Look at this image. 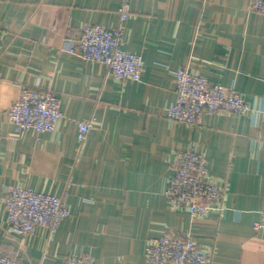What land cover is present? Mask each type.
Returning a JSON list of instances; mask_svg holds the SVG:
<instances>
[{
	"label": "crops",
	"instance_id": "obj_1",
	"mask_svg": "<svg viewBox=\"0 0 264 264\" xmlns=\"http://www.w3.org/2000/svg\"><path fill=\"white\" fill-rule=\"evenodd\" d=\"M253 1L130 0L122 48L142 58L136 82L65 50L85 25L119 27L123 0H0V252L19 264H148L151 239L186 234L212 250V264H264V13ZM181 67L232 87L255 113L170 120ZM29 89L60 100L54 131L19 134L8 121ZM81 121L92 129L80 150ZM188 150L223 188L222 212L198 219L169 207L175 155ZM17 186L63 198L55 233L7 232L4 197Z\"/></svg>",
	"mask_w": 264,
	"mask_h": 264
},
{
	"label": "built area",
	"instance_id": "obj_2",
	"mask_svg": "<svg viewBox=\"0 0 264 264\" xmlns=\"http://www.w3.org/2000/svg\"><path fill=\"white\" fill-rule=\"evenodd\" d=\"M129 1L123 0L119 27L107 29L100 25H85L79 37L71 41L65 50L87 62L104 66L117 81L138 82L143 71L142 58L122 48ZM249 9L264 13V0H254ZM173 75L177 102L166 113L172 121L196 126L206 112L249 116L255 113L254 108L232 87L211 84L207 79L192 74L186 67L174 71ZM258 117L264 121V111L258 112ZM61 118L60 100L50 90H22L18 99L7 109V119L19 134L28 130L52 132ZM91 129V121L78 122L77 142L80 150ZM166 198L172 210L187 211L198 219L224 210L221 205L224 190L208 179L205 160L194 150L176 153ZM4 207L7 232L21 237L32 235L39 227L55 233L68 216L63 198L20 186L8 188ZM259 227L255 225L256 229ZM212 254L211 249L199 246L186 234H164L151 239L146 247L148 264H212ZM0 264L19 263L0 252ZM64 264H93V259L89 255H77L69 257Z\"/></svg>",
	"mask_w": 264,
	"mask_h": 264
}]
</instances>
